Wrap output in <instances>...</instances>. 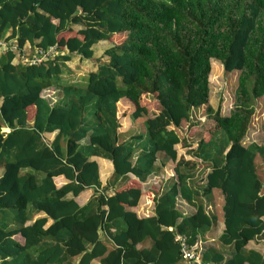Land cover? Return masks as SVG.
<instances>
[{"label": "trees", "instance_id": "16d2710c", "mask_svg": "<svg viewBox=\"0 0 264 264\" xmlns=\"http://www.w3.org/2000/svg\"><path fill=\"white\" fill-rule=\"evenodd\" d=\"M0 38L16 45L0 52V264H177L179 237L210 264H264V253L244 248L264 237L255 164L264 144L244 142L264 94V0H0ZM101 40L108 45L81 80L61 78ZM50 45L60 49L40 62L17 55ZM212 59L238 71L227 114L209 103ZM56 85L50 104L41 93ZM202 104L192 156L178 153L176 127ZM139 118L142 130L124 138ZM95 157L111 166L104 183ZM199 164L207 169L196 181ZM212 189L226 257L205 241L216 216L201 195ZM141 194L153 207L144 216L131 208ZM178 198L194 210L183 214Z\"/></svg>", "mask_w": 264, "mask_h": 264}, {"label": "rangeland", "instance_id": "374dc122", "mask_svg": "<svg viewBox=\"0 0 264 264\" xmlns=\"http://www.w3.org/2000/svg\"><path fill=\"white\" fill-rule=\"evenodd\" d=\"M108 43L106 41H99L93 45V56L92 58H78L76 55L66 62V71L61 75V78L66 80H81L85 73L92 67L95 66L97 58L101 56V52ZM238 71L224 72L219 63V60H211V69L208 76V86H209V103L214 108H218L220 113L227 114L230 107L233 104V93L236 86V74ZM43 97L51 104L55 102L61 95L59 87L47 86L43 89ZM206 117L205 105H199L197 107H192L189 113V117L186 120H182L181 123L176 127L181 139H184L185 143L181 141L177 144L178 153H185L186 156H192L189 152L196 145L198 139L200 138L199 131L201 130L202 122ZM249 129L246 136L244 137V142L255 140L259 143L264 144V94L258 96L254 99V112L251 116ZM3 130H6L5 128ZM142 130L141 120L136 119L129 130H127L123 137H128L130 133L138 132ZM46 142H48L52 135H43ZM261 159L258 156L255 158V164L257 171L264 168ZM198 164V163H197ZM102 168V166H101ZM103 171V170H102ZM198 174L202 175L205 171V167L199 164ZM161 168L153 173V181L157 183H152L153 185H158L160 183L159 176ZM168 173V172H167ZM151 181V180H150ZM5 216L4 213L0 212V219ZM209 239V238H208ZM212 244V240L210 241ZM215 243V242H214Z\"/></svg>", "mask_w": 264, "mask_h": 264}, {"label": "crops", "instance_id": "0c3cea01", "mask_svg": "<svg viewBox=\"0 0 264 264\" xmlns=\"http://www.w3.org/2000/svg\"><path fill=\"white\" fill-rule=\"evenodd\" d=\"M101 41H103V40H101ZM53 134H54V131L44 133L43 135H45V136L46 135H52L53 136ZM95 159L98 162L99 179H100L101 183H104L105 179L107 178V176L109 175V173L111 171V166H110L109 162L104 158L95 157ZM262 164L264 165V160L262 161ZM101 166H102V168H101ZM206 169H207V167H205V170ZM1 170H2V168L0 167V173H1ZM257 174L260 177L262 183H264V168H261L260 171H257ZM200 176H202V175L198 174V171L193 175V177L196 179V181H198V179H200ZM64 181H65V178L61 175L54 177V182L57 185L63 183ZM151 183H157V182H154L153 179H151ZM148 185L149 184L147 183V180L143 181L142 185H141V190L148 187ZM154 186L158 187V185H156V184H154ZM91 193H92V187H86L78 193V195L75 197V199L77 200V202L79 204H81L87 200V198L90 196ZM201 198H202V201L204 203V207H205L207 213H211V214H214L216 216L215 228H214L212 234L207 236L205 241H206L207 245H209L213 248H217L226 257L232 251L231 245H228V244H222L221 245L217 240V236L220 233L221 228H222V221H221L222 220V212H221L222 196H221L218 189H212V190H210V192L204 194L203 196L201 195ZM176 203H177L178 207L180 208V211L183 214H189L194 210L193 205H191L188 202H185L182 198H178ZM131 208L139 216L148 215V214L152 213V209H153L152 201L145 194H141L139 196L136 204L132 205ZM34 216H36V215H34ZM101 234H103L102 231H101ZM211 240L213 241L212 244H210ZM148 243H149L148 241H145L143 246H148ZM198 245H199L198 249L201 250V248H202V241L201 240H199ZM244 248L245 249H254V250L258 251L259 253L263 254L264 253V237H257V238L247 240L246 243L244 244ZM91 264H99L98 258H93L91 260ZM177 264H192V263L188 262L186 260L180 259Z\"/></svg>", "mask_w": 264, "mask_h": 264}, {"label": "built area", "instance_id": "2783aa9c", "mask_svg": "<svg viewBox=\"0 0 264 264\" xmlns=\"http://www.w3.org/2000/svg\"><path fill=\"white\" fill-rule=\"evenodd\" d=\"M7 48L15 50L16 45L13 41H8L0 38V52ZM58 49L54 45H50L46 48L34 47L33 49L28 51L19 50L17 55L22 61L34 63L52 57ZM179 244L180 256L183 260L191 262L192 264H210L208 261L202 260L197 252H193L185 243L182 237H179Z\"/></svg>", "mask_w": 264, "mask_h": 264}]
</instances>
